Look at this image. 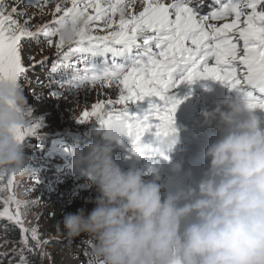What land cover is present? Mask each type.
<instances>
[{
  "label": "clouds",
  "instance_id": "obj_1",
  "mask_svg": "<svg viewBox=\"0 0 264 264\" xmlns=\"http://www.w3.org/2000/svg\"><path fill=\"white\" fill-rule=\"evenodd\" d=\"M84 26L73 13L57 24V37L69 46ZM26 106L21 83L0 79V174H30L29 145L17 137L29 126ZM258 110L264 112L228 96L201 109L199 125L218 132L203 154L207 168L195 186L178 185L163 197L158 169L123 170L114 161V146L126 137L124 119L114 114L98 121L96 138L69 150L71 167L97 192L85 201L94 207L63 214L57 226L68 239L91 238L93 264H264V120ZM177 142L175 134L157 147L165 154ZM169 162L173 173L182 171V161Z\"/></svg>",
  "mask_w": 264,
  "mask_h": 264
},
{
  "label": "snow or ice",
  "instance_id": "obj_2",
  "mask_svg": "<svg viewBox=\"0 0 264 264\" xmlns=\"http://www.w3.org/2000/svg\"><path fill=\"white\" fill-rule=\"evenodd\" d=\"M215 3L217 7L205 16L199 15L198 6H192L193 0H172L171 3L167 0H70V7L57 3L53 13L56 24L73 13L83 17L85 24L75 31L76 39L67 51L63 50L65 45L61 40L55 42L59 59L53 61L51 73L70 72L69 79L59 82L60 87L67 85L71 90L100 83L117 85L120 91L118 99L96 103L90 112H82L79 122L86 123L91 117L101 121L119 115L125 121L131 154L168 159L157 145L161 138L177 132L174 113L182 98H176L174 89L180 84H190L194 79L220 81L243 97L250 108L264 110V0H215ZM138 7L142 10L137 11ZM3 9V0H0V79L20 82L35 67V63L25 67L21 55L23 44L44 40L48 47L53 46L56 27L37 25L32 30L28 21L21 24L11 14L5 15ZM117 13L118 20L114 19ZM228 17L232 18L231 22L220 26L208 23ZM101 20L106 34L93 35L94 22ZM74 56L81 57V67L71 63ZM96 57L103 59L97 63ZM29 59L34 60V56L30 54ZM36 63L42 64L44 60ZM25 111L28 116L32 115L30 107ZM38 128V121L30 123L17 131V137L24 142L26 137L35 136ZM16 175L11 173L0 191L5 188L11 191ZM5 179V174H0V183ZM20 204L14 195H9L0 217L21 227V243L27 247L28 229L18 210ZM9 205H15L17 211L11 212ZM31 238L40 247L35 229L31 230ZM21 264H26L23 256Z\"/></svg>",
  "mask_w": 264,
  "mask_h": 264
},
{
  "label": "rangeland",
  "instance_id": "obj_3",
  "mask_svg": "<svg viewBox=\"0 0 264 264\" xmlns=\"http://www.w3.org/2000/svg\"><path fill=\"white\" fill-rule=\"evenodd\" d=\"M171 3L172 0H167ZM60 3L61 7H70V0H13L7 3L9 7L4 10V14H11L12 19L24 24L28 21V27L35 30L37 25H48L55 28L57 24L54 22L53 13ZM210 7H214L211 4ZM15 9V11H13ZM142 8H137V11ZM91 11V10H89ZM23 13V15H18ZM62 13H56L57 16ZM114 19H119L117 13ZM174 19V17H173ZM226 23L224 20H216L213 23L217 26ZM93 35H105L106 30L104 21H95L92 29ZM53 46L48 47L46 41L42 40L37 43L34 40H29L22 46V60L26 68L35 63V67H31L27 71L20 83L23 88V93L27 98V106L32 109V115L28 116L30 123L39 122L37 134L32 137H26L25 143L29 146L25 148V157L30 174H17L13 179L11 191L6 188L0 191V211L4 208V200L9 195H14L21 202L19 212L23 225L28 229L25 234L28 240V246L25 247L22 243V233L19 243H13L6 240L4 230L0 227V253L10 251L15 258L13 262L8 261L0 264H21V256L24 257L26 264H89L93 261L89 255V248L86 249V241L90 238L87 234L68 239L62 234V229L58 227L63 214L68 212H76L79 208H84L86 212L90 211L94 204L85 203L86 200H92L97 195L93 186H90L87 178L75 170V173L67 176V179L60 182L52 160L49 157L41 154L39 145L45 143L48 139H66L71 136H78L83 142L89 143L96 137L93 132L97 128L98 121L95 117L88 119L86 123H80L81 114L84 111H91L92 106L96 103L108 100H116L119 97L120 91L117 85H101L87 84L83 88L69 90V86L60 87V81L66 80L59 78L62 74L60 71L51 73L53 61H57L55 57L57 49L54 46L58 40L57 36L52 37ZM243 42L240 41L242 47ZM68 46H65L67 48ZM41 49H43L41 51ZM63 49V50H64ZM34 56V60L29 59V55ZM45 58H47L45 60ZM44 60V63H36ZM214 63V61H210ZM56 76H53V75ZM35 75V76H32ZM51 76L47 79V76ZM42 77L46 79L41 80ZM35 78H40L44 84H41ZM43 79V78H42ZM51 80L58 81L53 85L46 84ZM219 86L222 96L220 98H212L214 89ZM57 93V95H53ZM174 94L177 99L182 98L174 113V117L180 116L186 120V125L177 129L176 135L178 142L171 152L165 153L168 159L150 156H136L130 153V143L127 137L122 138V143L114 146L113 159L120 166V162L125 159L130 160L128 168L147 170L150 166H144L149 159L152 163H156V168L160 170L159 174L166 177L164 187L161 185L162 197L168 191L174 190L178 185L191 183L195 186L206 170L208 161L204 158V151L207 146L218 137V132L213 127H201L199 125L200 111L207 107L211 109L214 101L223 99L224 97L241 96L230 89L227 85L220 81L212 79H194L189 85L180 84L174 89ZM186 98V100H185ZM116 108L122 105H115ZM134 109V105H130ZM259 112V110H258ZM264 120V112H262ZM59 132V134H55ZM71 159V158H70ZM182 161V171L175 174L171 171L170 162ZM190 171L191 176H186L185 173ZM11 173H5L6 179L0 183V187L7 182V177ZM54 175V176H52ZM145 180H151L152 177L145 176ZM27 205L26 207L24 205ZM11 212L17 211L15 205H9ZM0 220L9 221L6 217H0ZM15 224V223H14ZM19 226V225H17ZM20 227V226H19ZM21 229V227H20ZM35 229L39 240L40 247H37L36 242L31 238V230ZM57 237H63L69 241L64 247L56 246ZM46 241V243H44ZM43 253V254H42ZM34 259V261H33Z\"/></svg>",
  "mask_w": 264,
  "mask_h": 264
},
{
  "label": "trees",
  "instance_id": "obj_4",
  "mask_svg": "<svg viewBox=\"0 0 264 264\" xmlns=\"http://www.w3.org/2000/svg\"><path fill=\"white\" fill-rule=\"evenodd\" d=\"M13 0H3V4L5 6H7V3H10ZM9 7H5L4 9L7 10ZM35 76V75H32ZM37 80V78H35ZM59 134V132H56ZM53 141V140H51ZM62 148L64 149H69L68 145H64ZM42 155H45L46 157H49L50 160H54L56 161V163H58L57 165H55L57 168L62 167V162H63V157L61 156V153L56 150V149H44L43 152H41ZM59 172V171H57ZM68 171H64L63 173H57L58 176H61L63 174H67ZM54 176V175H52ZM60 182H63V180H60ZM0 227L3 228L4 230V237L6 238V240L15 243H19V240L21 238V229L19 226H17V224L8 222L6 220H0ZM56 242V246H59V248L64 247L66 244L69 243L68 240H66L63 237H57L55 238ZM92 246V240L91 238H89L86 241L85 247L86 249L91 248ZM15 260V258L12 256V254L10 253V251H4L3 253H0V263H6L8 261L13 262ZM34 261V259H33ZM34 264V263H33Z\"/></svg>",
  "mask_w": 264,
  "mask_h": 264
},
{
  "label": "bare ground",
  "instance_id": "obj_5",
  "mask_svg": "<svg viewBox=\"0 0 264 264\" xmlns=\"http://www.w3.org/2000/svg\"><path fill=\"white\" fill-rule=\"evenodd\" d=\"M80 143L83 144V142H80ZM160 181H161L162 186L164 187V181L161 176H160Z\"/></svg>",
  "mask_w": 264,
  "mask_h": 264
}]
</instances>
